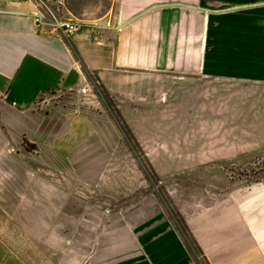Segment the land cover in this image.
I'll list each match as a JSON object with an SVG mask.
<instances>
[{
  "label": "crops",
  "instance_id": "0c3cea01",
  "mask_svg": "<svg viewBox=\"0 0 264 264\" xmlns=\"http://www.w3.org/2000/svg\"><path fill=\"white\" fill-rule=\"evenodd\" d=\"M52 1L41 11L0 0V202L3 179L19 186L12 157L24 139L46 156L113 149L119 134L94 85L145 155L201 157L210 173L264 155V0ZM61 19L80 28L66 34ZM201 184L208 205L187 226L208 231L205 264H264V179Z\"/></svg>",
  "mask_w": 264,
  "mask_h": 264
},
{
  "label": "rangeland",
  "instance_id": "374dc122",
  "mask_svg": "<svg viewBox=\"0 0 264 264\" xmlns=\"http://www.w3.org/2000/svg\"><path fill=\"white\" fill-rule=\"evenodd\" d=\"M41 1L33 0L41 11L54 8L52 0ZM94 91L115 121L119 140L106 154L46 156L24 139L12 157L19 186L2 181L0 264H205L201 241L208 231L187 226L208 205L202 180H263L264 155L245 167L211 173L201 157L185 163L180 156L169 161L145 155L110 99L97 85ZM255 127L264 133V123ZM13 160L4 159L7 176ZM23 170L32 187L21 186ZM144 222L171 223L177 231H137Z\"/></svg>",
  "mask_w": 264,
  "mask_h": 264
},
{
  "label": "built area",
  "instance_id": "2783aa9c",
  "mask_svg": "<svg viewBox=\"0 0 264 264\" xmlns=\"http://www.w3.org/2000/svg\"><path fill=\"white\" fill-rule=\"evenodd\" d=\"M39 2L44 5V3L39 0ZM55 26L60 28L64 33L71 34L80 28V24L75 21L61 19L55 23Z\"/></svg>",
  "mask_w": 264,
  "mask_h": 264
}]
</instances>
